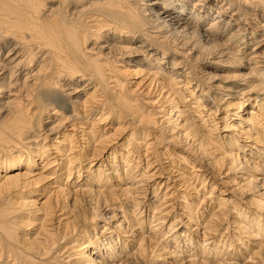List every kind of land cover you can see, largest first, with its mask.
<instances>
[{
  "label": "bare ground",
  "instance_id": "6f19581e",
  "mask_svg": "<svg viewBox=\"0 0 264 264\" xmlns=\"http://www.w3.org/2000/svg\"><path fill=\"white\" fill-rule=\"evenodd\" d=\"M168 254L264 264V0H0V264Z\"/></svg>",
  "mask_w": 264,
  "mask_h": 264
},
{
  "label": "rangeland",
  "instance_id": "374dc122",
  "mask_svg": "<svg viewBox=\"0 0 264 264\" xmlns=\"http://www.w3.org/2000/svg\"><path fill=\"white\" fill-rule=\"evenodd\" d=\"M254 24V23H253ZM226 74V73H230V74H233V73H236V72H226V71H224V72H222L221 74L222 75H224V74ZM231 80H233V79H231ZM156 94V95H155ZM151 95L152 96H157L158 95V92L156 91H153V93H151ZM225 99H231L230 97H228V96H225L224 97V100L222 101L223 103L222 104H224V101H225ZM245 106H246V104H245ZM248 107V106H247ZM235 107H232V106H230L229 107V109H234ZM247 111V110H246ZM245 111V112H246ZM222 114H220V115H217L218 117H220ZM216 121L218 122V126L220 127L221 125H220V123H221V120L218 118V119H216ZM112 132H113V130H112ZM124 134V135H123ZM117 135V136H116ZM127 134L126 133H122V132H120V131H118V132H116V134L114 135V136H112L109 140H107V143H105V146L102 148V149H100V150H97V152L95 153L96 155H95V157L93 158V160H92V164H95V162L97 161V160H99V159H105V158H107V156H108V153L111 151V150H113V148L114 147H117V146H119L120 145V143H122V141H124V139L126 138L125 136H126ZM170 148H172V147H170ZM170 152V151H169ZM97 153H99V154H97ZM104 153V154H103ZM106 154V155H105ZM164 160V161H163ZM206 161H210V160H208V158L207 157H205V158H203V161H202V163L204 162V164H206ZM86 163H87V161H85ZM85 162H84V164H85ZM104 162V161H103ZM161 165L159 166V167H164L166 164H167V162H165V159H161V161L159 162ZM201 163V164H202ZM163 164V165H162ZM161 167V168H162ZM214 168V169H213ZM213 168H211V170H212V172H214L213 173V178H215L216 179V181H217V183H218V185L220 186V187H222V185H220V181H219V179L220 178H226L227 176H234V174L233 173H227L228 172V170H226V171H224L225 170V167L224 166H221V171H220V168L219 167H213ZM217 169V170H216ZM174 170H177V168L176 169H174ZM174 170H169V172L171 173V175L173 176H175L176 177V180H177V178L178 177H180V176H176L177 174H178V170L176 171V172H174ZM214 170H216V171H214ZM173 171V172H172ZM219 171H220V173H219ZM224 171V174L222 173ZM218 172V173H217ZM255 174H256V172H254ZM166 174H168V173H166ZM212 174V173H211ZM218 174V175H217ZM227 174V175H226ZM224 175H226V176H224ZM155 179V178H154ZM174 179V178H173ZM156 180H158L157 178H156ZM49 181H50V179H49ZM48 180L47 181H44V183H40V184H38L37 186H35L36 188H39L40 186H43L44 184H46L47 182H49ZM152 181V180H151ZM231 185V183H228V185ZM226 187H227V185H226ZM179 190H180V188H178ZM182 189V188H181ZM224 189H225V187H224ZM218 190H216L215 192H214V194H218L219 192H217ZM245 195V194H244ZM256 195H258V194H256ZM228 196V195H227ZM246 196V199L248 200L249 199V195H245ZM244 196V197H245ZM148 197H150V199L152 198L151 197V194L148 196ZM233 198V197H232ZM41 200V199H40ZM241 204H246V203H244V202H241ZM108 208H111V207H108ZM89 209H91V207H88L87 208V214H89V215H91L92 213H94V211L96 212V213H98V212H100V213H103V214H100L98 217L96 216L95 218V220L92 222V223H90L91 225H93L94 223H97V221L99 222H101L102 220H103V218H104V216L103 215H106L108 212H110V209L109 210H105V209H101V208H98L97 209V211L96 210H93V209H91V210H89ZM101 209V210H100ZM89 211H91V212H89ZM218 213H217V215L219 216L217 219H215V221H214V224L216 225V227H217V230H220L222 233H224L225 234V228L227 227V226H231V223H229V222H231L232 221V218H231V216H226V215H220V213L221 212H219V211H217ZM59 213V212H58ZM111 215V213L108 215L107 214V216H110ZM100 216H101V218H100ZM226 217V219H224ZM228 217V218H227ZM223 218V219H222ZM218 219H219V221H218ZM187 220V218L186 217H183L182 216V223H180L179 224V226L177 227L178 228V230L180 229H183V223L185 222ZM229 220V221H228ZM221 221V222H220ZM217 224H216V223ZM187 231L188 232H193V233H195L192 229H190V228H188L187 229ZM218 234V235H217ZM213 237H220V235H219V231H217L215 234H214V236ZM256 258V257H255ZM159 259V258H158ZM185 260H183V262H184ZM237 261H239L238 263H240V264H258L257 263V261H253V260H248L247 262H245V261H241V258L240 259H238ZM153 262V263H152ZM152 262L150 263V264H179L177 261H175L174 259H173V257H171L170 256V254H168V256L166 255L165 257H164V259H162V260H157V259H155V260H152ZM245 262V263H244ZM256 262V263H255ZM182 264V263H181ZM260 264V263H259Z\"/></svg>",
  "mask_w": 264,
  "mask_h": 264
}]
</instances>
